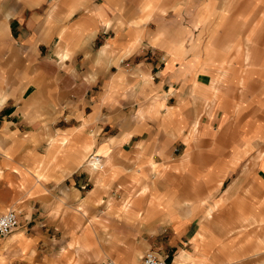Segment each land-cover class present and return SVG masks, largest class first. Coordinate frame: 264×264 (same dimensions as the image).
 <instances>
[{
	"label": "crops",
	"instance_id": "0c3cea01",
	"mask_svg": "<svg viewBox=\"0 0 264 264\" xmlns=\"http://www.w3.org/2000/svg\"><path fill=\"white\" fill-rule=\"evenodd\" d=\"M1 88L0 119L18 131L30 88L88 110L49 137L50 155L69 136V174L35 188L20 217L34 223L0 238V264H58L65 192L98 231L85 227L75 243L91 258L75 264H128L161 233L167 264H264V0H0ZM87 148L110 162L96 180L80 169ZM125 241L137 252L107 259Z\"/></svg>",
	"mask_w": 264,
	"mask_h": 264
},
{
	"label": "rangeland",
	"instance_id": "374dc122",
	"mask_svg": "<svg viewBox=\"0 0 264 264\" xmlns=\"http://www.w3.org/2000/svg\"><path fill=\"white\" fill-rule=\"evenodd\" d=\"M156 3L157 2H153V5H156ZM148 5H150V3H148ZM164 9L165 8L162 7L157 8L160 12L164 11ZM6 90L9 89H0V91L4 92H6ZM17 90L18 89H13L15 93ZM50 90L51 89L34 88L27 90L25 98L20 102L21 106L17 108V110L20 111L19 116L15 115V119H12L20 123L19 131L15 129L17 123L13 124L6 122L4 118L0 119V214L4 213L7 209H13L19 214V219L20 217L22 218L26 214L25 211L29 206L30 201L28 198L34 195L35 188H39L41 183L46 182L52 177L56 180L55 177H64L69 174V170H66L67 168L65 167L66 164H62V167H65L63 169L65 171H62L60 176L57 173L59 169L57 165H59L60 161H65V154L70 148L69 136L66 135L68 140L66 144H60L58 141L54 143L55 152L54 154L52 152L50 155L48 152L50 147L49 137L58 138L61 133L60 128H64L67 122L71 124L76 123L77 120L74 119L75 117L73 116L75 114L73 112H76V117H79L84 110L87 112L88 106L84 108L83 105H80V112L77 110L72 111L71 108H66L65 110V104H55L52 102L53 99L50 100V98H47ZM88 96L89 95H87V97ZM209 105V103H206L205 107L209 109ZM64 111L68 114V118L72 120L67 121V116L63 114ZM59 117L61 120H58ZM7 120L9 121L11 118ZM99 131L100 127L98 124L92 131V137L96 136ZM11 144L21 145L14 149L22 150H15L13 152L5 150V147ZM87 149H85L87 151L82 155L79 162L80 169H86L89 172L86 173L89 175L91 173L92 177L96 180L99 174L105 172L109 168L110 162L104 161L100 155L93 152L90 148ZM40 154L45 155L41 156V160H38L35 155ZM90 155H98L101 161L100 168L94 169L91 167L89 161ZM7 156H9V158H6ZM138 185L140 187L138 182L130 185L131 194L135 195L139 192ZM80 187L84 189H81L82 196L87 194L85 191L87 189V184ZM91 202L90 205H93L97 203V200ZM129 202L130 201L126 200L121 201L124 209L129 207ZM79 203L80 202H77L73 206L70 205L67 192L56 199L55 208L51 216L54 221V224L51 226L53 247L50 251V261L52 262L58 264H75L78 260L84 261L91 258L89 253V251H91L90 244L87 242L89 248H87L86 251H77L78 244L75 242L81 238L84 239V237L88 235L89 232L83 233L85 227H90V235L95 239L97 238L98 231L96 226L92 224L96 219L94 216L95 213L92 212L91 208L88 210L87 207L78 210ZM83 214H86V216ZM33 223V221L26 223L25 220L20 219L19 225L13 232L19 229H25L26 227L30 228ZM87 223L90 225L88 226ZM105 233L107 237H112L110 232L106 231ZM85 240L86 239H84V241ZM166 240L167 236L161 233V236L155 238V242L152 246L145 247L141 249V251L139 248L138 254H134V257L128 264H139V257L148 249L156 251L161 257H166L167 260V254L171 255L174 249L169 251L165 246ZM107 243H109V241H107ZM129 243L131 244V241H125L123 246L119 248L110 247L107 249V259L113 261L116 257L126 259L130 251L137 252V248L133 245L129 246ZM67 245L69 247H67ZM107 259L105 261H107Z\"/></svg>",
	"mask_w": 264,
	"mask_h": 264
},
{
	"label": "built area",
	"instance_id": "2783aa9c",
	"mask_svg": "<svg viewBox=\"0 0 264 264\" xmlns=\"http://www.w3.org/2000/svg\"><path fill=\"white\" fill-rule=\"evenodd\" d=\"M90 165L94 169L101 167V161L98 155L89 156ZM19 214L13 209H7L0 214V238L8 236L19 225ZM105 264H113L107 261ZM139 264H167L165 257H161L154 250H146L139 258Z\"/></svg>",
	"mask_w": 264,
	"mask_h": 264
}]
</instances>
